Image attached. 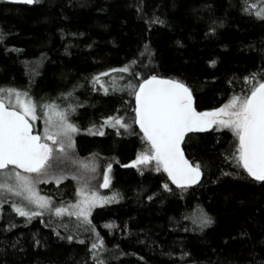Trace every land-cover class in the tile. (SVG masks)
Returning <instances> with one entry per match:
<instances>
[{
	"label": "trees",
	"instance_id": "trees-1",
	"mask_svg": "<svg viewBox=\"0 0 264 264\" xmlns=\"http://www.w3.org/2000/svg\"><path fill=\"white\" fill-rule=\"evenodd\" d=\"M243 3L35 0L21 6L0 0V86L27 90L41 105H76L70 114L80 128L73 137L75 154L112 165L105 193H118V198L93 208L91 225H84L103 239L98 256L107 264H264V182L226 159L234 140L228 131L186 134L184 155L201 163L202 175L183 189L163 171L141 173L131 165L143 133L132 122L135 97L128 81L151 74L179 78L191 88L197 111H207L247 91L253 81L244 77L264 74V20L242 11ZM253 3L260 6L264 0H248ZM153 16L164 23L149 25ZM125 65L130 72H107ZM104 72L99 79L107 93L90 82ZM37 111L41 116L43 110ZM109 115L123 117L129 130L91 131ZM44 187L56 201L71 198L74 190L70 178ZM201 210L212 219L203 228L193 223ZM61 221L71 227L77 219L42 216L26 222L3 203L0 264H95L88 250L95 233L81 230L77 239H61L77 236Z\"/></svg>",
	"mask_w": 264,
	"mask_h": 264
},
{
	"label": "snow or ice",
	"instance_id": "snow-or-ice-1",
	"mask_svg": "<svg viewBox=\"0 0 264 264\" xmlns=\"http://www.w3.org/2000/svg\"><path fill=\"white\" fill-rule=\"evenodd\" d=\"M20 2L33 4L35 0ZM241 10L264 20V4L249 5L248 0H244ZM148 23L163 24L164 21L153 16ZM209 31L214 29L210 28ZM3 40L4 35L0 34V41ZM134 63L135 61L130 62ZM210 63L214 64L215 61ZM116 71L128 73L131 68L125 65L120 69L107 70ZM107 72L93 75L90 81L99 84L105 93L109 89L99 77L107 75ZM261 72L264 73V69ZM134 75L141 74L136 72ZM243 79L253 81L247 91L232 95L222 106L207 111H197L193 106L191 88L179 78L151 74L136 83L128 81L130 95L135 97V116L132 122L139 125L146 141L145 149L138 151L131 164L142 171L140 166L152 167L154 162L155 171L163 170L172 183L182 189L196 184L202 175V165L198 161L190 162L185 157L181 143L187 133L203 131L216 125L218 128L229 129L234 137L232 150L227 153L226 159L242 168L254 181L264 182V74L253 72ZM112 88H117L115 79L112 81ZM93 90L97 89L94 87ZM38 107L44 111L46 117L42 133L34 132L31 123L37 119ZM75 108L76 105L60 108L54 101L41 105L33 100L27 90L12 85L0 86V204L11 201V210L24 217L26 222L36 216H43L45 211L58 217L65 213L75 216L77 222L71 227L63 221L61 226L66 232H76L77 236L67 234L61 236V239L71 241L78 238L81 230L92 231L95 236L88 247L89 254L95 264H107L106 258L98 256V250L104 248L103 239L96 233L95 228H85L84 225H91L89 217L93 208L112 202L118 198V193L105 196L89 185L88 180L92 177L72 174V178L78 181L75 201L67 206L63 202L55 206L53 198L41 195L36 187L42 178L55 179L57 184L66 178V173L57 174L55 162L69 160L74 155L73 136L80 131L78 125L70 119ZM104 121L111 122L112 127L119 126L126 132L130 128V124L120 116L109 115ZM100 135H103L102 131ZM111 168V163L104 167L103 182L99 184V188L109 187ZM91 171L95 172L96 167L93 166ZM30 174L36 175L33 177ZM235 174L240 175L239 172ZM163 187L169 189L167 183ZM148 198L151 199V196ZM193 223L203 228L212 223V219L201 210ZM105 226L112 227L110 224ZM57 235L60 233L57 232ZM120 255L125 253L120 252Z\"/></svg>",
	"mask_w": 264,
	"mask_h": 264
},
{
	"label": "rangeland",
	"instance_id": "rangeland-1",
	"mask_svg": "<svg viewBox=\"0 0 264 264\" xmlns=\"http://www.w3.org/2000/svg\"><path fill=\"white\" fill-rule=\"evenodd\" d=\"M227 102V101H226ZM225 102V103H226ZM223 105V104H222ZM221 105V106H222ZM45 115H44V111H42V114L41 116L38 115V111H37V119L34 120V121H31L34 129H35V132H43L44 131V128H45ZM107 127H112L111 126V122L109 123H103V127L100 128V129H92L91 131L92 132H101L102 130H104L105 128ZM208 130L210 131H223V130H226L228 131L231 135V131L227 128H223V127H217L216 125H213L212 128H208ZM74 137V136H73ZM233 137V135H232ZM234 138V137H233ZM140 150L139 151H143L146 147V141L144 140L143 138V135H142V138L140 139ZM72 152H73V156L71 159L69 160H65L63 162H60V161H56L55 164H56V169H57V174H60L61 172L63 173H66V178L62 179V181H64L65 179H71L72 180V184L74 185L73 187V192H72V196L71 198L69 197V199H64V200H61V201H56L53 199V204L55 206H59L61 202H63L64 205H68L70 202H74L75 199H76V196H75V190L78 186V181L77 180H74L72 178V174H77V175H84L86 178L87 177H92L91 179L88 180V183L90 186L94 187L97 191H99L101 194L105 195V196H108L107 193H105V188H99V184L103 182V175H102V172H103V169L104 167L109 163V161H104L103 163L101 162V164H97V162L91 158V157H88V158H80L78 157L75 152H74V149H72ZM137 155V154H136ZM82 165H85L86 167H82ZM132 165V164H131ZM95 166L96 167V171L95 172H92L91 169L92 167ZM136 170H138V167L137 166H134L132 165ZM142 167V171L141 170H138L139 172L141 173H146V172H157L154 170V162H153V166L152 167H143V166H140ZM163 171V170H161ZM160 172V171H159ZM32 175L33 177H35L36 174H30ZM109 176L111 177V170L109 172ZM49 184H57L55 182V179H40L39 182L36 184V187L38 188L39 192L41 195H44V196H48L44 193V190L43 188L46 189V187L44 186H47ZM43 187V188H42ZM13 199H16V198H13ZM9 204H11V201L7 202ZM3 204V203H2ZM0 204V206L2 205ZM73 217V218H76L75 216H69L67 213H65L62 217H58V216H55L54 214H50L48 211H45L44 212V220H51L52 218L54 219H57V220H61V219H66L68 217ZM38 219L41 218L42 216H36ZM36 217L32 218V219H35ZM77 219V218H76Z\"/></svg>",
	"mask_w": 264,
	"mask_h": 264
},
{
	"label": "water",
	"instance_id": "water-1",
	"mask_svg": "<svg viewBox=\"0 0 264 264\" xmlns=\"http://www.w3.org/2000/svg\"><path fill=\"white\" fill-rule=\"evenodd\" d=\"M4 2H6V3H9V4H13V5H21V6H23V5H33V4H27V3H23V2H20V0H3ZM139 126V125H138ZM205 130H208V128L207 129H204L203 131H205ZM33 131H34V128H33ZM35 132V131H34ZM142 132V131H141ZM201 132V131H200ZM183 142V141H182ZM181 146H182V143H181Z\"/></svg>",
	"mask_w": 264,
	"mask_h": 264
},
{
	"label": "flooded vegetation",
	"instance_id": "flooded-vegetation-1",
	"mask_svg": "<svg viewBox=\"0 0 264 264\" xmlns=\"http://www.w3.org/2000/svg\"><path fill=\"white\" fill-rule=\"evenodd\" d=\"M34 128V127H33ZM34 131H35V129H34Z\"/></svg>",
	"mask_w": 264,
	"mask_h": 264
}]
</instances>
